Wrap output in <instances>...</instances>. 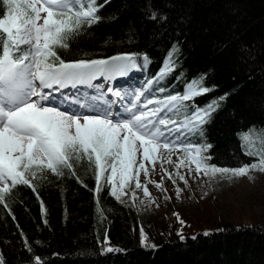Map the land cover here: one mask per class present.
Listing matches in <instances>:
<instances>
[{"label":"snow or ice","instance_id":"6c2138e0","mask_svg":"<svg viewBox=\"0 0 264 264\" xmlns=\"http://www.w3.org/2000/svg\"><path fill=\"white\" fill-rule=\"evenodd\" d=\"M102 7L100 0H0V205L9 209L7 200L18 186L36 192L37 183L49 174L79 180V169L93 165L96 193L101 191L102 175L110 171L105 179L117 201L127 194L125 189L133 180L135 189L150 197L147 184L139 178L141 172L149 175L145 162L155 171L160 161L172 164L176 153L182 155L177 156L173 171L160 164L173 184L175 176L188 185L180 168H186L188 176L195 171L196 177H206L209 187L245 176L254 182L252 172L264 174V127H252L241 134L242 151L253 158L252 163L237 167L211 163L209 150L213 145L207 142L205 126L229 94L205 106L197 105L196 98L215 90V86L206 85V74L187 81L182 92L169 90L165 81L179 64V42L169 48L157 75L132 91L101 89L94 82L111 81L146 68L151 63L147 53L92 58L80 52L72 59L63 58V53H71L76 41L102 20ZM148 15L153 21H167L166 15L156 11ZM182 77L183 73L177 80ZM80 86L94 93L60 100L53 95ZM66 104H74L75 110ZM155 186L166 191L160 182ZM182 191L176 189L178 198ZM173 215L185 223L178 213ZM140 235L142 246L156 247L148 245L143 228ZM25 247L32 252L27 239ZM115 250L106 248L107 252ZM0 264H6L2 253ZM29 264L47 261L35 255Z\"/></svg>","mask_w":264,"mask_h":264},{"label":"trees","instance_id":"16d2710c","mask_svg":"<svg viewBox=\"0 0 264 264\" xmlns=\"http://www.w3.org/2000/svg\"><path fill=\"white\" fill-rule=\"evenodd\" d=\"M100 3L102 20L63 58L80 52L92 58L147 53L151 63L141 72L149 80L162 68L169 48L179 42V64L165 81L169 90L182 92L187 81L206 74V85L215 90L196 98L197 105L229 94L205 126L207 142L213 145L211 163H252L240 137L252 127H264V0ZM153 11L166 15L167 21L151 20L148 14ZM109 174L102 175L99 193L94 191V165L81 167L79 180L49 174L37 183L36 192L18 186L7 200L9 209L0 205V253L6 264H29L35 255L47 264H264V204L263 214L250 226L224 223L183 239L171 230L149 228L148 245H156L152 248L141 245L145 225L139 224V212L110 195L105 179ZM108 247L116 250L107 252Z\"/></svg>","mask_w":264,"mask_h":264},{"label":"rangeland","instance_id":"374dc122","mask_svg":"<svg viewBox=\"0 0 264 264\" xmlns=\"http://www.w3.org/2000/svg\"><path fill=\"white\" fill-rule=\"evenodd\" d=\"M147 80V76L141 70H134L124 77H117L111 81L100 79L94 83L98 84L101 89L112 87L132 91L140 89ZM93 93V89L80 86L68 90L64 96L68 98L83 96L86 98ZM105 95L108 94L105 93ZM73 108L75 110V105ZM178 155H182V153L172 155V164L158 162L155 171L152 170L149 162H145L149 169V175L146 177L141 172L139 178L142 184H147L150 197H145L142 189H135V181L133 180L125 189L127 194L122 195L121 200L118 201L120 204L131 206L139 212V224L145 225L142 226L145 235L146 232H149V228L159 233L171 230L178 237H185L197 232L218 229L224 223L235 226H250L263 214L264 174L252 172L251 175L255 177L254 182H250L245 176L232 181L224 180L212 183L209 187L211 182L205 183L206 177L202 175L196 177L195 171H193L192 176H188L187 169L180 168L178 171L185 175L188 185L185 186L175 176L176 183L173 184L172 180L161 169L160 164L163 163L164 169L173 171L175 163L178 162ZM192 168L194 170L195 165H192ZM162 176L163 180H161ZM156 182L162 183V188L166 191L157 188ZM2 186L0 185V187ZM177 188L183 189L179 198L176 195ZM133 192L135 197H133ZM205 192H207L206 196L204 195ZM165 196L171 198L165 199ZM173 213H178L185 223L182 225Z\"/></svg>","mask_w":264,"mask_h":264},{"label":"bare ground","instance_id":"6f19581e","mask_svg":"<svg viewBox=\"0 0 264 264\" xmlns=\"http://www.w3.org/2000/svg\"><path fill=\"white\" fill-rule=\"evenodd\" d=\"M72 88L71 87H69V88H66V89H63L61 92H56V93H54L53 95H54V97L57 99V100H60V99H63L65 96H64V93L65 92H68V90H71ZM113 99H115V97H113ZM66 107H71V108H73V104H66L65 105ZM73 110H74V108H73Z\"/></svg>","mask_w":264,"mask_h":264}]
</instances>
